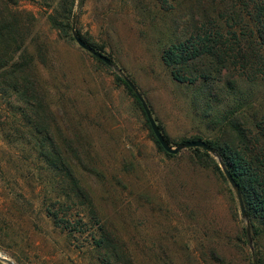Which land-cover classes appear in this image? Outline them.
Segmentation results:
<instances>
[{
  "label": "rangeland",
  "instance_id": "obj_1",
  "mask_svg": "<svg viewBox=\"0 0 264 264\" xmlns=\"http://www.w3.org/2000/svg\"><path fill=\"white\" fill-rule=\"evenodd\" d=\"M260 8L258 0H0V254L14 264H117L112 251L130 264H249L239 245L249 222L227 180L202 153L159 149L119 78L172 148L208 141L213 118L250 102L264 110V73L248 67L242 40H258ZM75 18L78 36L110 67L76 44ZM217 47L219 64L174 69L221 71L226 93L217 99L167 68L173 49L198 58ZM24 62L14 87L7 72Z\"/></svg>",
  "mask_w": 264,
  "mask_h": 264
},
{
  "label": "trees",
  "instance_id": "obj_2",
  "mask_svg": "<svg viewBox=\"0 0 264 264\" xmlns=\"http://www.w3.org/2000/svg\"><path fill=\"white\" fill-rule=\"evenodd\" d=\"M258 1L259 6H261L259 10L261 18H258L259 38L258 40H253L252 38H242V40L245 42L244 45L247 50L246 60L248 61V67H261L262 69H257V72L263 74L264 0ZM63 27L68 28L69 26ZM79 37L81 38V36ZM81 40L85 42L83 38H81ZM217 49L218 47L208 56L200 54L198 58H194L191 56V54L178 55L177 51L173 49L170 51L165 62L167 68L173 71L171 74L178 83L189 82V84H194L201 80L204 82V84L203 88L200 89V95L209 97L210 100L217 99L220 97L221 93H226L225 90H220L218 88V84L222 80L221 71L215 72L214 74V72L201 67L197 69L196 72L192 71L190 73L181 74L180 72H175L174 70L175 68H183L184 65L190 60V65H195L196 63L199 64L201 62L203 65L207 59L214 60L219 64L221 57L219 58ZM234 59L237 60V57ZM27 66L28 63L24 62L20 64L16 70L7 72L10 74V80L15 81L13 84L14 87L18 86V72L26 70ZM184 76H186V78ZM119 81H121L126 89L133 95V97L137 99L136 95L129 88L127 83L124 80L122 81L120 78ZM231 83L233 82L227 81L226 86H228V90L232 88ZM262 107L263 105L261 104H253L250 102L247 105H241L235 110L226 112L223 117L213 118L209 122V126H212L215 129V136L211 139H208V141H204L214 152L215 156L220 158L227 168L229 174L240 188L246 216L249 222V228L252 232V240L250 242L247 237L246 230H244L242 240L241 243L239 242V245L246 251L245 256L249 264H253L252 259L254 258L257 259V264H264V110ZM207 117L209 121L210 117ZM164 139L167 141L165 137ZM233 139L238 140V149L232 147ZM191 140H201V138L197 137ZM155 142L159 149L162 150L156 139ZM193 151L196 153H202L204 158L201 159V161H204V164H206L207 167L212 165L213 168L221 174L223 179L226 180L224 175H222L223 173L221 172L218 164L210 157L208 152L202 149H193ZM52 217L55 219L56 215L53 214ZM112 255L114 257V261H116L117 264H130L128 260L125 261L123 258H121L117 251H112ZM213 255L216 257V261L219 262V255L215 252Z\"/></svg>",
  "mask_w": 264,
  "mask_h": 264
},
{
  "label": "water",
  "instance_id": "obj_3",
  "mask_svg": "<svg viewBox=\"0 0 264 264\" xmlns=\"http://www.w3.org/2000/svg\"><path fill=\"white\" fill-rule=\"evenodd\" d=\"M75 24H76V18L73 20L72 23V35L73 38L76 42V44L85 52H87L88 54H90L91 56H93L94 58L100 60L101 62H103L106 66L110 67L111 61L104 56L103 54L97 52L95 49H93L92 47L88 46L85 42H83L81 40V38L78 36V34L76 33L75 30ZM125 82L127 83V85L129 86V88L134 92V94L136 95L138 101L140 102L143 112L145 114V117L147 119V122L151 128V131L155 137V139L157 140V142L159 143V145L161 146V148L169 155L172 156H176L178 155L180 152L187 150V149H202L205 150L206 152L212 154L216 159L217 162L227 180V182L229 183L230 187L232 188V190L235 193L238 205H239V210L241 213V217L243 220H247V216H246V212H245V208H244V204H243V200H242V195H241V191L239 186L236 184V182L234 181V179L232 178V176L229 174L227 168L225 167V165L223 164V162L217 158L214 154V152L210 149V147L206 144V142L202 141V140H190V141H186L182 144H180L179 146H177L176 148H172L164 139V137L162 136L161 132L159 131L150 110L148 109L146 103L144 102V100L142 99V97L140 96V94L138 93V91L136 90V88L134 87V85L128 81L125 80ZM246 234L248 239L251 242V238H250V230L249 228L246 229ZM0 262L4 263V264H14L13 262H11L9 259H7L6 257H4L3 255L0 256ZM253 264H257L256 261L253 262Z\"/></svg>",
  "mask_w": 264,
  "mask_h": 264
},
{
  "label": "bare ground",
  "instance_id": "obj_4",
  "mask_svg": "<svg viewBox=\"0 0 264 264\" xmlns=\"http://www.w3.org/2000/svg\"><path fill=\"white\" fill-rule=\"evenodd\" d=\"M0 256H1V254H0Z\"/></svg>",
  "mask_w": 264,
  "mask_h": 264
}]
</instances>
